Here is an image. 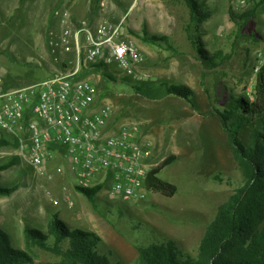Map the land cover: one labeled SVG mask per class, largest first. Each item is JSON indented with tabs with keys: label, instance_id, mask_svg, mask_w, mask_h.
I'll return each mask as SVG.
<instances>
[{
	"label": "rangeland",
	"instance_id": "374dc122",
	"mask_svg": "<svg viewBox=\"0 0 264 264\" xmlns=\"http://www.w3.org/2000/svg\"><path fill=\"white\" fill-rule=\"evenodd\" d=\"M6 1L0 0V41L6 52L0 54V71L6 79L16 77L20 83L17 86L23 80L50 77L47 70L35 64L42 50L49 53L52 64L66 55L74 62V51L63 47L60 19L64 10L70 13L73 3L76 14L102 16L108 24L122 22L121 39L135 43L143 62L131 74L114 64L99 70L86 64L79 77L92 82L101 104L111 105L116 122L139 124L141 139L152 144L150 167L176 154V160L159 176L178 188L173 196L146 190L143 199L130 202L110 195L106 184L94 195L93 205L76 188L69 160L61 155L63 147L55 148L56 158L47 165L52 178L47 179L23 157L13 136L0 128V165L14 162L0 173V186L16 184L20 189L0 196V225L11 244L27 250L25 225L46 231L56 214L70 228L95 232L101 238L100 251L108 253L115 264H136L140 245L169 239L195 255L218 206L243 183L214 110L228 105L231 95L253 90L255 52L264 42V0L241 28L232 12L240 14L259 0H196L201 10L208 12L200 22H191L185 0H43L35 7L34 0H27L28 4L18 10ZM145 31L167 39L149 43L143 38ZM194 44L205 46L208 52L220 50L227 57L210 69L198 58ZM105 71L113 77L107 78ZM132 81L147 84L142 93L129 84ZM162 81L189 86L194 92L191 101L166 94L160 86ZM248 132L249 125L240 131L245 143ZM22 188L27 193L22 194ZM47 192L60 202L52 204ZM38 204L44 207L43 213H35L33 206ZM53 241L50 236L47 243L52 245ZM30 252L33 261L26 264L59 261V256L39 246H33Z\"/></svg>",
	"mask_w": 264,
	"mask_h": 264
},
{
	"label": "built area",
	"instance_id": "2783aa9c",
	"mask_svg": "<svg viewBox=\"0 0 264 264\" xmlns=\"http://www.w3.org/2000/svg\"><path fill=\"white\" fill-rule=\"evenodd\" d=\"M60 19L64 50L76 55L74 62L70 61L73 68L11 88L3 85L0 74V128L13 136L38 175L52 178L47 165L56 158L55 148L61 146L76 187L99 185L101 190L108 184L113 197L139 201L147 195L145 179L151 168L148 156L152 144L141 139L138 123L116 122L111 105L101 104L92 82L78 74L83 65L97 62L114 64L131 74L144 56L134 42L121 39V21L108 24L102 20L92 30L85 21L73 29L67 10ZM263 65L264 42L255 52L254 73ZM247 93L254 97L253 90ZM57 170L62 169L57 166ZM46 195L52 204L60 202L49 192ZM66 200L69 202L68 197Z\"/></svg>",
	"mask_w": 264,
	"mask_h": 264
},
{
	"label": "trees",
	"instance_id": "16d2710c",
	"mask_svg": "<svg viewBox=\"0 0 264 264\" xmlns=\"http://www.w3.org/2000/svg\"><path fill=\"white\" fill-rule=\"evenodd\" d=\"M262 1H257L254 7L240 14L232 12L239 28L255 15ZM185 2L190 9L191 22H200L208 16V12L201 10L196 0ZM143 38L154 44L167 39L164 35L147 31ZM199 44H194V48L198 58L208 68H215L226 59L222 51L208 52L205 46ZM104 66L103 62L87 65L96 70ZM104 75L113 77L106 71ZM129 84L137 93H142L144 85H147L141 81ZM160 86L166 94L177 95L188 101L194 94L189 86L182 83L162 81ZM253 91V98L247 92L231 95L228 105L222 110H214L227 135L243 183L218 206L197 245L195 255L183 250L174 239L154 241L138 247L136 264H264V65L255 73ZM246 125H249L247 143L240 137V131ZM175 160L176 154H169L147 171L146 190L165 196H173L177 192L175 183L159 176V172ZM13 163L10 160L1 164L0 172ZM76 188L94 205V195L100 190L99 185L88 189ZM15 189V186H0V195H9ZM23 232L27 250L12 245L7 231L0 225V264L31 263L33 258L30 249L33 246L50 250L59 256L57 263L47 264H115L108 253L100 251L101 238L95 232L70 228L56 214L49 220L46 231L25 225ZM50 236L54 239L52 245L47 243Z\"/></svg>",
	"mask_w": 264,
	"mask_h": 264
},
{
	"label": "crops",
	"instance_id": "0c3cea01",
	"mask_svg": "<svg viewBox=\"0 0 264 264\" xmlns=\"http://www.w3.org/2000/svg\"><path fill=\"white\" fill-rule=\"evenodd\" d=\"M8 2L10 1V2H12V9H14V10H18V9H20L23 5H26V4H28L27 3V0H7ZM6 1V2H7ZM43 0H34L32 3H33V7H35V6H39V4L42 2ZM76 7H75V5H74V3H73V5H72V8H71V11H70V20H71V27L73 28V29H76L78 26H79V23H80V21H85L86 23H87V25H88V27L90 28V29H92V30H95V28L97 27V25L102 21V20H104V18L101 16H97V17H95V16H92V17H86V15L85 14H83V13H75V9ZM254 31H255V29H254ZM257 34H258V32L257 31H255ZM12 48H13V46H12ZM2 53H6L5 52V50H4V42L3 41H0V54H2ZM7 55H10L8 52H7ZM11 56H13V55H11ZM39 58L40 59H38V61L35 63L36 64V66H38V67H43L45 70H47L48 71V73L49 74H51L50 76H52L53 74H55L56 72H58V71H60V70H62V68H64V69H67V70H70V69H72L73 68V66H72V64L70 65V61H73L70 57H68L67 55L66 56H64V57H61V58H59V60L57 61V62H55L54 64H52L51 62H50V60L48 59V57H49V53H47L45 50H42L40 53H39ZM16 62H19V63H22V61L20 60V59H18L16 56H13L12 57ZM33 63V62H32ZM29 64V63H28ZM34 64V63H33ZM0 74H1V76H2V81H3V85L5 86V87H21V86H26V85H30V84H32V83H35V82H37V81H40L39 79H36V80H33V79H28V80H23L22 81V85H18L17 86V84H20L19 83V81L17 82V78L16 77H13L12 79H6V77L4 76V74H3V72H1L0 71ZM43 80V79H42ZM3 138V137H2ZM4 139H6V138H4ZM4 171V170H3ZM3 171H1V172H3ZM0 172V173H1ZM13 186H15L16 187V189L13 191V192H15V191H19L20 189L18 188V186L15 184V185H13ZM19 189V190H18ZM23 190H22V194H25V192L27 193V190L26 189H24V188H22ZM12 192V193H13ZM11 193V194H12ZM10 195V194H9ZM0 196H2V195H0ZM33 208H34V211H35V213H43V211H44V207L43 206H41L40 204H38V205H34L33 206ZM0 222H2L1 221V218H0Z\"/></svg>",
	"mask_w": 264,
	"mask_h": 264
}]
</instances>
